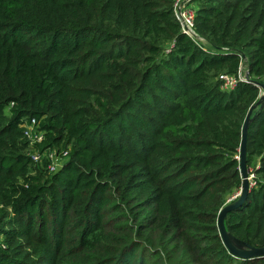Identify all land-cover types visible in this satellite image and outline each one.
<instances>
[{
	"label": "trees",
	"instance_id": "trees-1",
	"mask_svg": "<svg viewBox=\"0 0 264 264\" xmlns=\"http://www.w3.org/2000/svg\"><path fill=\"white\" fill-rule=\"evenodd\" d=\"M172 3L0 0V264H264L215 227L260 92L217 76L264 85V0H190L193 37ZM250 117L223 222L264 247V99Z\"/></svg>",
	"mask_w": 264,
	"mask_h": 264
},
{
	"label": "water",
	"instance_id": "water-1",
	"mask_svg": "<svg viewBox=\"0 0 264 264\" xmlns=\"http://www.w3.org/2000/svg\"><path fill=\"white\" fill-rule=\"evenodd\" d=\"M181 4H183V2ZM193 36L195 35L193 34ZM239 55L241 59L244 58L243 54L240 53ZM244 80L256 85L260 89V92L258 94L256 101L251 106H249V108L247 109V112L244 116V119H243V122L240 128V141H239V146H238V155L236 158L238 160V171H239V175L241 179V186L239 188V191L237 192L235 199L231 202H226L218 210L217 215H216V223H215L217 234L223 246L228 251V253H230L231 255L237 258H241V259L252 258V257H264V247H249L246 244L242 243L241 241L233 237L231 234H229L225 230L224 222H223L226 213L230 210L237 208L243 202L248 192V189H249V177L248 176L249 175L247 173V169L245 165L246 132H247L248 123L251 119L250 114L256 107L261 106L263 99H264V85L262 83L251 80L247 75L244 76Z\"/></svg>",
	"mask_w": 264,
	"mask_h": 264
},
{
	"label": "built area",
	"instance_id": "built-area-1",
	"mask_svg": "<svg viewBox=\"0 0 264 264\" xmlns=\"http://www.w3.org/2000/svg\"><path fill=\"white\" fill-rule=\"evenodd\" d=\"M183 2V4H181ZM189 3V0H173L172 3V10L175 18L178 20L180 24V30L184 34L193 37V10L191 8H187L186 4ZM185 27V28H184ZM246 75L245 71H239L236 76L229 75L226 73H221L217 76V79L220 81V88L222 90H231L235 87L238 80H243L244 76ZM22 127V133L25 139L29 143H37L42 138V133L39 131V134H35L34 130L37 129V123L36 121L31 118L29 121H24L21 125ZM62 155H57L52 150H46L42 154L41 153H32L31 158L33 161L41 160L42 158H48L50 159V164L48 165V170L53 171L58 167L61 163V160L63 159L64 155L66 154V151H63L61 153ZM249 186L253 184L252 178L253 175L249 174ZM237 195V192L230 198L233 199Z\"/></svg>",
	"mask_w": 264,
	"mask_h": 264
},
{
	"label": "rangeland",
	"instance_id": "rangeland-1",
	"mask_svg": "<svg viewBox=\"0 0 264 264\" xmlns=\"http://www.w3.org/2000/svg\"><path fill=\"white\" fill-rule=\"evenodd\" d=\"M186 7L192 9V8H193V5H192L191 3H187V4H186ZM34 132H35V134L40 135V134H39V131H38L37 129H35ZM229 200H230V199H229Z\"/></svg>",
	"mask_w": 264,
	"mask_h": 264
}]
</instances>
